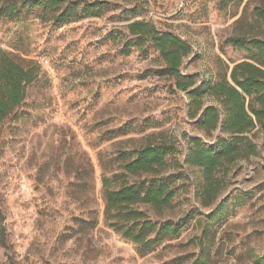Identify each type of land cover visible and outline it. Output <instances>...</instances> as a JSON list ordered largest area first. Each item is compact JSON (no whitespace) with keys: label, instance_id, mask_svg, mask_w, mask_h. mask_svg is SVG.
Here are the masks:
<instances>
[{"label":"rangeland","instance_id":"1","mask_svg":"<svg viewBox=\"0 0 264 264\" xmlns=\"http://www.w3.org/2000/svg\"><path fill=\"white\" fill-rule=\"evenodd\" d=\"M16 1L0 0V8ZM85 1H106L111 10L62 27L35 15L0 17V49L40 70L0 129V264H193L201 243L208 264H264V133L255 132L258 154L233 165L217 202L201 208V172L182 164L189 138L214 139L189 119V98L162 74L155 45H139L127 29L141 21L180 38L191 48L182 76L217 82L249 61L233 38L264 39L254 15L262 0ZM161 137L176 143L178 162L170 159L166 173L176 198L164 218L183 228L142 257L106 223L102 179L116 170L118 153ZM90 211L94 229L83 223Z\"/></svg>","mask_w":264,"mask_h":264},{"label":"trees","instance_id":"2","mask_svg":"<svg viewBox=\"0 0 264 264\" xmlns=\"http://www.w3.org/2000/svg\"><path fill=\"white\" fill-rule=\"evenodd\" d=\"M110 10L106 1L17 0L0 8V17L20 21L35 15L42 22L62 27L81 19L101 18ZM254 15L264 22V0ZM127 29L130 36L139 38V45H155L165 62L162 74L174 77L177 90L189 98V119L206 139H214L206 143L198 137L189 138L182 164L201 172L197 198L201 208L210 209L225 189L224 177L230 168L258 154L254 138L257 132L264 133V39L233 38L230 45L246 51L249 61L235 65L229 78L198 85L194 77L181 73L183 60L191 53L186 42L158 32L146 22H133ZM39 72L37 65L25 66L0 49V129L27 100L29 88L40 82ZM207 100L213 104L208 105ZM176 155V143L161 137L158 142L118 153L116 170L102 179L106 223L142 257L181 234L182 225L164 218L174 209L175 180L166 173ZM173 162L178 164L175 158ZM89 216L83 223L94 229L95 212L90 211ZM4 232L3 228L0 244L6 248ZM209 258V247L201 243V253L193 264H208Z\"/></svg>","mask_w":264,"mask_h":264}]
</instances>
